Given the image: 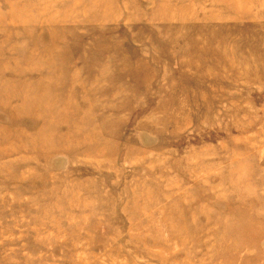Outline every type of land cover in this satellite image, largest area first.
I'll return each mask as SVG.
<instances>
[{
    "label": "rangeland",
    "instance_id": "1",
    "mask_svg": "<svg viewBox=\"0 0 264 264\" xmlns=\"http://www.w3.org/2000/svg\"><path fill=\"white\" fill-rule=\"evenodd\" d=\"M0 264H264V0H0Z\"/></svg>",
    "mask_w": 264,
    "mask_h": 264
},
{
    "label": "bare ground",
    "instance_id": "2",
    "mask_svg": "<svg viewBox=\"0 0 264 264\" xmlns=\"http://www.w3.org/2000/svg\"><path fill=\"white\" fill-rule=\"evenodd\" d=\"M40 109H43V108H36V110H40Z\"/></svg>",
    "mask_w": 264,
    "mask_h": 264
}]
</instances>
